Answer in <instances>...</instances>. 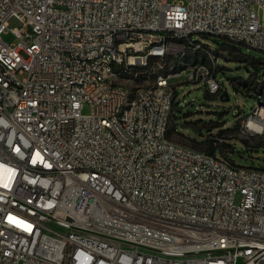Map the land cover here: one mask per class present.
I'll return each instance as SVG.
<instances>
[{"label":"built area","instance_id":"2783aa9c","mask_svg":"<svg viewBox=\"0 0 264 264\" xmlns=\"http://www.w3.org/2000/svg\"><path fill=\"white\" fill-rule=\"evenodd\" d=\"M223 34L264 48V0H0V264H264V169L166 139L175 86L218 94L220 61L121 105L137 69Z\"/></svg>","mask_w":264,"mask_h":264},{"label":"rangeland","instance_id":"374dc122","mask_svg":"<svg viewBox=\"0 0 264 264\" xmlns=\"http://www.w3.org/2000/svg\"><path fill=\"white\" fill-rule=\"evenodd\" d=\"M254 9L263 18V12L258 7ZM23 26L19 19H10L3 40L16 44L18 39L11 30L22 29ZM193 39L210 46L213 54L220 56L222 68L218 81L224 90L214 95L208 91L205 83L177 84L169 139L191 149L199 146L201 150H195L203 152H207L209 147L192 142L218 140L219 153L227 156L236 166L264 169V134L249 136L245 129L251 118L264 117V113L255 108L262 103L261 99L264 100V52L222 37L194 35ZM203 62H207V59L203 55H195L194 51H186L184 59L180 61H173V56L168 57L164 64L132 77L129 89L140 88V85L156 81L160 76L172 75L171 79H174L173 76L185 75L189 68ZM222 96L226 97L222 99ZM83 112H89L88 106Z\"/></svg>","mask_w":264,"mask_h":264},{"label":"bare ground","instance_id":"6f19581e","mask_svg":"<svg viewBox=\"0 0 264 264\" xmlns=\"http://www.w3.org/2000/svg\"><path fill=\"white\" fill-rule=\"evenodd\" d=\"M193 34H200V27H193ZM223 38L229 39L231 41H235V34H223ZM180 40L183 41V44H186V42L192 44V37L188 33H181L180 34ZM240 43H242L243 45H246V46H255V39L247 38V36H240ZM191 49L193 51H195V48H191ZM187 50H189V49L184 48V56H185V53ZM259 51L264 52V48H259ZM168 57H171V56H165V59H167ZM207 57L209 58L211 64H212V60L219 61L216 58V56L213 54V51L211 48H207ZM154 60H163V53L151 54V61H154ZM194 67H210V66L203 64V63H200V64L195 65ZM106 69L109 71L123 70V63L118 62V59L115 58L114 55H107ZM137 70H140V69H137ZM140 74H141V71H136L135 76H132V77H137ZM95 77H96V79H103V70H95ZM167 78L168 77L160 76L156 81L165 80ZM137 91H140V88H136L135 90L129 89L128 94L122 95L121 105H130L131 102L137 98ZM261 106H262V108H258V112L261 111L264 113V104H261ZM171 115H172V113H165V115H163V122H164V124H166V129L170 128ZM250 127L254 130L261 132V134H264V127L254 125L253 123L250 124ZM168 132H166V139L171 140L168 137ZM173 147H180V149H185V150H194V149L188 148L186 146H182L180 144H177L174 141H173Z\"/></svg>","mask_w":264,"mask_h":264},{"label":"trees","instance_id":"16d2710c","mask_svg":"<svg viewBox=\"0 0 264 264\" xmlns=\"http://www.w3.org/2000/svg\"><path fill=\"white\" fill-rule=\"evenodd\" d=\"M226 40H228V41H231V40H229V39H226ZM181 42H183L182 40H180ZM233 43H235V42H233ZM186 44H190V43H188V42H186ZM236 44V43H235ZM204 48L205 49H207V48H211L210 46H206V45H204ZM187 49H189V50H187V51H193L191 48H187ZM212 49V48H211ZM212 51L214 52V50L212 49ZM195 52V51H194ZM197 55H203L204 57H205V54H197ZM215 56H216V58L220 61V56H218V55H216V54H214ZM206 58V57H205ZM207 59V62H203V64H206V65H209L210 67H212V64L210 63V60H209V58H206ZM221 68L222 67H220L219 68V72H220V70H221ZM148 70V69H147ZM137 71H141V72H143V71H146L145 69L143 70V69H140V70H137ZM239 90V89H238ZM253 97V96H252ZM260 102H262L261 104H264V100L263 99H261L260 100ZM168 137H169V132H168ZM194 145H203V146H207V147H209V149L207 150V153H209V154H211V155H215V154H217V153H219V148H218V140H205L204 142H202V143H195V142H192ZM227 145H229V144H227ZM230 146V145H229ZM195 147V149H198V150H201V148L199 147V146H194ZM231 147V146H230ZM194 149V150H195Z\"/></svg>","mask_w":264,"mask_h":264},{"label":"water","instance_id":"95a60500","mask_svg":"<svg viewBox=\"0 0 264 264\" xmlns=\"http://www.w3.org/2000/svg\"><path fill=\"white\" fill-rule=\"evenodd\" d=\"M226 96H222V99H224Z\"/></svg>","mask_w":264,"mask_h":264}]
</instances>
